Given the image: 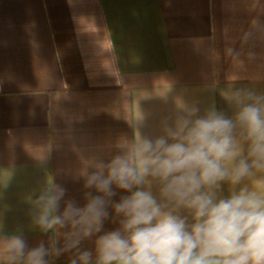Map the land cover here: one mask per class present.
<instances>
[{
    "label": "crops",
    "instance_id": "obj_1",
    "mask_svg": "<svg viewBox=\"0 0 264 264\" xmlns=\"http://www.w3.org/2000/svg\"><path fill=\"white\" fill-rule=\"evenodd\" d=\"M255 98L264 104V0H0V264H14L13 236L43 242L49 264H69L75 249H56L73 240L94 249L113 219L91 237L68 222L45 231L38 197L58 185L57 214L83 207L97 194L85 172L193 108L233 120L238 163L249 141L236 113ZM240 186L264 190V172ZM145 187L161 198L153 178Z\"/></svg>",
    "mask_w": 264,
    "mask_h": 264
},
{
    "label": "clouds",
    "instance_id": "obj_2",
    "mask_svg": "<svg viewBox=\"0 0 264 264\" xmlns=\"http://www.w3.org/2000/svg\"><path fill=\"white\" fill-rule=\"evenodd\" d=\"M197 112L193 108L165 135L139 139L131 155L85 172L84 187L97 194L86 193L83 207L69 201L57 214L65 194L58 185L38 197L37 223L45 231L68 222L91 237L105 220L117 224L97 237L94 249H81L77 239L57 255L75 249L69 264H264V190L236 187L253 170L264 172V104L255 98L236 113L249 148L235 164L233 120L215 109ZM149 177L160 185V199L145 187ZM224 181L228 195L219 194ZM116 189L127 193L118 201ZM5 251L14 264H49L43 242L29 248L13 236Z\"/></svg>",
    "mask_w": 264,
    "mask_h": 264
}]
</instances>
